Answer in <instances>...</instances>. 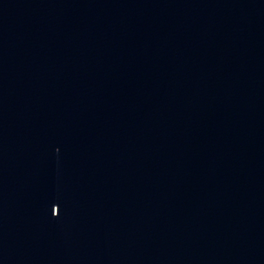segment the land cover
<instances>
[{"label":"water","instance_id":"water-1","mask_svg":"<svg viewBox=\"0 0 264 264\" xmlns=\"http://www.w3.org/2000/svg\"><path fill=\"white\" fill-rule=\"evenodd\" d=\"M0 264H264V0H0Z\"/></svg>","mask_w":264,"mask_h":264}]
</instances>
